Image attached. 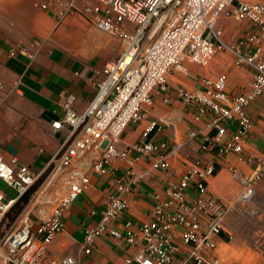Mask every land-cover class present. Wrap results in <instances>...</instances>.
Masks as SVG:
<instances>
[{"label": "built area", "instance_id": "built-area-1", "mask_svg": "<svg viewBox=\"0 0 264 264\" xmlns=\"http://www.w3.org/2000/svg\"><path fill=\"white\" fill-rule=\"evenodd\" d=\"M53 1V0H51ZM47 8L48 4H42ZM75 0L59 12L58 23L76 11ZM82 15L94 24L125 43L122 54L107 63L97 91L84 113L74 109L76 96H64L63 115L52 122L55 130L67 128L60 149L40 172L33 171L17 157L0 158V178L17 192L6 199L0 193V264H82L78 255L66 254L50 259L46 253L49 244L65 229L64 216L73 202L90 184L89 173H106L115 159H124L128 150H118L114 143L124 131L144 117L145 107L153 104V94H166L168 75L176 69L184 70L186 60L207 66L215 58L243 65L253 72L249 92L229 96L227 77L204 78L203 90L180 89L182 101L196 109L195 120L206 119L207 129L189 131V136L201 140L203 150L215 149L223 153H239L253 126L247 114L249 104L264 95V58L260 50L249 53L241 47L222 40L216 23L220 17L247 20L257 27L251 38L260 42L264 36V1L250 0H95L85 6ZM135 26L132 32L123 30L122 23ZM31 58L27 47L20 48ZM15 48L9 55H17ZM22 79L9 89L0 81V106L10 93L18 91ZM237 126V134L230 142L222 143L226 125ZM167 149V143L161 145ZM141 154L159 149L153 142L133 146ZM89 154L94 155L89 171H80L77 164ZM167 161H159L154 168L166 170ZM264 171V159L259 160L255 171L246 175L232 169L231 176L239 185L235 197L225 202L208 189V181L215 174L211 163L194 161L178 183L171 182L168 198H160L150 222L134 228L125 223L126 239L138 246V252L124 264H221L214 255L216 239L225 230L227 217L235 216L234 229L246 235L252 247L264 254V202L257 198L255 182ZM62 174L67 175L68 191L54 204L50 214L41 211L36 224L31 213L39 206L47 190L55 186ZM45 184L32 195L16 221L10 226L6 215L20 197L31 190L43 177ZM118 194L110 195L108 204L96 227L87 230L83 252L89 254L96 237L109 230L118 220L129 192L126 184L118 186ZM178 232V234H177Z\"/></svg>", "mask_w": 264, "mask_h": 264}, {"label": "crops", "instance_id": "crops-1", "mask_svg": "<svg viewBox=\"0 0 264 264\" xmlns=\"http://www.w3.org/2000/svg\"><path fill=\"white\" fill-rule=\"evenodd\" d=\"M71 1L0 0V81L9 89L22 79L18 91L10 93L0 106V158L17 157L35 172L48 165L68 132L67 128L52 127V122L63 115L64 96L74 94L75 111L84 113L96 94L105 65L116 60L125 49L120 38L88 22L82 15L84 7L94 4L95 0H75L77 10L58 23L60 10ZM42 4L48 7L42 8ZM122 28L132 32L135 26L125 21ZM216 28L223 41L249 53L260 50L264 58V36L260 42L251 39L257 35V27L252 22L220 17ZM23 47L34 58L21 51ZM13 48L18 51L14 57L9 55ZM183 67L184 70L176 69L168 75V92L154 93L153 104L145 107L142 120L130 125L114 143L116 149L128 150V156L113 160L106 173H89L90 184L66 212L65 229L49 244L46 263L52 258L73 254L80 256L82 264H124L139 249L126 239L125 223L138 228L150 222L159 199L168 198L169 184L178 183L194 161L214 165L215 174L208 181V189L229 202L240 188L231 176L232 169L251 175L259 160L264 159V95L256 97L247 107L253 126L239 153L203 150L199 137H190L189 131L193 128L205 131L207 121L195 120L196 109L178 96L180 89L203 90L204 78L222 74L227 77L229 96L245 94L251 89L252 70L220 58L204 67L186 60ZM2 93L0 90V96ZM237 131L236 125L227 124L221 142H230ZM143 142H153L159 149L148 154L134 150V145ZM164 143L167 149L161 147ZM93 160L94 155L89 154L78 162L77 169L89 171ZM164 160L169 163L166 170L154 168L156 162ZM66 177L62 174L39 200V206L31 213L34 223L39 222L41 211L50 214L56 201L68 191ZM120 184H126L129 189L124 196L126 204L120 218L109 225L120 235L113 236L107 230L96 237L91 252L84 253L87 230L97 226L109 196L118 194ZM255 188L257 198L264 202V171ZM0 193L6 199L17 194L1 178ZM234 221L235 216L230 214L225 230L216 239L214 255L221 264H264V254L255 250L242 232L235 231Z\"/></svg>", "mask_w": 264, "mask_h": 264}, {"label": "trees", "instance_id": "trees-1", "mask_svg": "<svg viewBox=\"0 0 264 264\" xmlns=\"http://www.w3.org/2000/svg\"><path fill=\"white\" fill-rule=\"evenodd\" d=\"M43 178V177H42ZM38 187V184H36L31 190H29L25 195L20 197L18 201L10 208L6 215V223L8 226L13 224L16 219L19 217V215L22 213L24 208L27 206L29 203L32 195L36 191Z\"/></svg>", "mask_w": 264, "mask_h": 264}, {"label": "rangeland", "instance_id": "rangeland-1", "mask_svg": "<svg viewBox=\"0 0 264 264\" xmlns=\"http://www.w3.org/2000/svg\"><path fill=\"white\" fill-rule=\"evenodd\" d=\"M45 181H46V176H45V178H41V179L39 180V182L37 183V184H38V187H37V189H36L35 192H38V191L40 190V188H42V187L44 186ZM35 192H34V194H35ZM244 236L246 237L245 234H244ZM246 238H247V237H246ZM248 241H249V240H248Z\"/></svg>", "mask_w": 264, "mask_h": 264}]
</instances>
